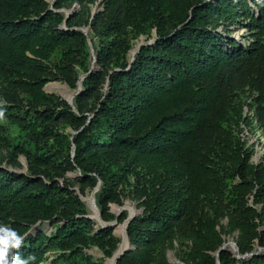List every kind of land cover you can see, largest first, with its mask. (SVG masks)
Wrapping results in <instances>:
<instances>
[{
  "label": "trees",
  "instance_id": "1",
  "mask_svg": "<svg viewBox=\"0 0 264 264\" xmlns=\"http://www.w3.org/2000/svg\"><path fill=\"white\" fill-rule=\"evenodd\" d=\"M73 1L97 0H55L53 7L47 0H0V82L8 86L0 92V133L9 163L22 154L28 166L18 172L0 161V227L23 237L9 258L84 264L82 248L91 244L110 254L112 225L94 226L72 185L84 193L100 181L97 204L111 221L108 203L130 177L145 196L143 211L127 224L130 247L116 264H170L163 246L195 221L201 200L226 192L242 215V224L231 226L240 230L238 252H251L254 239L264 246L259 223L246 226L253 218L264 223V210L247 204L248 195L264 202V158L252 163L240 135L256 126L246 104L264 129V0H102L91 38L77 28L79 13L65 20L58 10ZM235 24L253 35L250 47L230 34ZM152 29L154 40L130 57V38ZM235 72L256 90L253 102L235 98ZM52 80L72 88L80 81L72 105L45 91ZM69 170L80 175L70 180ZM45 221L53 227L48 233L36 228ZM219 227H206L203 250L186 264H216L208 251L224 241ZM49 251L56 253L45 262ZM218 257L219 264H264L263 251L236 257L220 249Z\"/></svg>",
  "mask_w": 264,
  "mask_h": 264
},
{
  "label": "rangeland",
  "instance_id": "2",
  "mask_svg": "<svg viewBox=\"0 0 264 264\" xmlns=\"http://www.w3.org/2000/svg\"><path fill=\"white\" fill-rule=\"evenodd\" d=\"M47 1L49 2L50 7H53L55 0ZM103 9L104 4L102 3V0H97L87 5H82L77 1L65 2L61 7L58 8V10L65 15L79 13L81 19L79 21V24L77 25V28L83 30L88 35V38H91L94 32V28L91 26V22L93 20H97L96 15L100 16ZM230 29V34L238 40L239 45L243 46L244 48L250 47L252 45L251 42L253 40V35L247 27H240V25L235 24L232 25ZM154 35L155 29H152L149 35L141 34L137 37L130 38L131 47L128 51V55L131 57L135 53L140 43L152 42L154 40ZM90 50L93 55L92 67H95L96 60L94 58L92 46ZM236 75L237 72L233 74V87L236 89L235 98L247 100L249 103L253 102V95L256 94V90L251 89L250 85L248 83H245L243 78L237 79ZM7 88V85H4L2 82H0V92L6 91ZM44 89L45 91L52 92L65 100H73V97L76 95L77 91L81 89V84L80 82H78L77 86L72 88L65 81L52 80L45 84ZM16 91L19 93V95H24L23 90L17 89ZM68 95L72 96L71 99L67 98ZM1 104H4L3 98L0 99V105ZM10 128L12 130V134L17 133L16 127L11 126ZM60 130L65 133L75 132L71 126H64ZM242 134H240L241 137ZM243 138L246 140V146H249L252 150L250 161L252 163H259L264 158L263 129H259L257 128V126H255L252 132L250 131V134L243 136ZM6 139L7 136H3L2 133H0L1 165H4L9 169L18 172H27V160L24 155L19 154L14 163H9L8 156L10 153V148L6 142ZM79 175V170H69L64 174V176L70 180L75 179ZM56 178H58L61 182L64 181L63 177L57 176ZM133 180L134 179L130 177L129 182L120 186L118 188L117 195L108 203L109 210L115 215V218L111 221L103 220L101 216L102 212L97 204V192L100 189V181L98 182V185L92 189L86 187L84 193H81L79 191L78 184L72 185V188L76 193L79 194L80 198L81 196L83 197L82 200L86 204L88 215L94 220V226H102L107 223L116 221L115 225L112 226L113 242L115 248L111 251L110 254H107L102 248L98 247L97 245L91 244L83 247L82 261L84 262V264H89L91 262L109 264L110 260L113 259L115 252L118 251L120 245L128 237L125 236V220L129 214L137 215L143 211V200L145 197L142 196L139 191L134 189V187L132 186ZM247 204L257 208L258 211L264 210V202H255L252 195L247 196ZM197 207L198 208L195 221L178 228L176 232L171 236V240L168 241L161 249V254L166 257L170 264H186V262L183 260L184 258H193L194 256L199 255L203 250L200 235L205 233L206 227L210 228L211 225H213L214 229L217 231L220 230L219 225L224 226V230L222 233L224 241L219 247L209 250L208 252H210L212 255H215L216 257L217 251L222 245H224L222 249H227L234 255H237L235 250L236 248H238L237 240L240 230H238V228L231 229V226L236 222L242 224V221L240 220V218H242V215L240 214V210L237 207H234L233 201L229 197L228 192H226V195L223 198L210 197L203 199L201 200L200 205H197ZM253 223H259L257 229H264V223L259 222L257 218L246 220V226H248L247 229H251V225H253ZM36 228L44 230L47 233L51 229H53V227L47 221L38 223L36 225ZM33 230H35V227H33ZM252 251L264 252V246H260L257 243V240L254 239ZM55 253L56 252L53 251L47 252L46 254L48 257L45 262L50 261Z\"/></svg>",
  "mask_w": 264,
  "mask_h": 264
},
{
  "label": "clouds",
  "instance_id": "3",
  "mask_svg": "<svg viewBox=\"0 0 264 264\" xmlns=\"http://www.w3.org/2000/svg\"><path fill=\"white\" fill-rule=\"evenodd\" d=\"M3 115V111H0V118ZM22 241L23 237L19 236L13 229L0 227V264H28L27 260L21 259L16 254L9 258L10 249L19 248Z\"/></svg>",
  "mask_w": 264,
  "mask_h": 264
},
{
  "label": "water",
  "instance_id": "4",
  "mask_svg": "<svg viewBox=\"0 0 264 264\" xmlns=\"http://www.w3.org/2000/svg\"><path fill=\"white\" fill-rule=\"evenodd\" d=\"M52 5H53V3H52ZM51 5V6H52ZM68 14L65 16V20L68 18ZM83 31V30H82ZM84 32V31H83ZM85 33V32H84ZM142 43H140L139 44V46L141 45ZM139 46L137 47V49L139 48ZM136 49V50H137ZM78 82H80V81H78ZM81 84V83H80ZM69 104H71L72 105V100H66ZM83 197L81 196V199H82ZM135 214H129L128 216H127V218H126V220H125V225H124V229H125V233H126V235H127V232H126V227H127V224L129 223V221L132 219V217L134 216ZM115 223H116V221H114V222H112V223H107L106 225H115ZM128 238V237H127ZM130 247V245H129V240H128V245L125 247V248H123L118 254H117V256H116V258H115V260H114V263L116 264V259L125 251V250H127L128 248ZM224 247V245H222L220 248H219V250L220 249H222ZM219 250L217 251V254H216V264H219V257H218V252H219ZM235 252L237 253V255H235V256H237V257H246V256H251V255H253V254H256V253H258V251H251V252H248V253H245V254H240L239 252H238V248H236V250H235Z\"/></svg>",
  "mask_w": 264,
  "mask_h": 264
},
{
  "label": "built area",
  "instance_id": "5",
  "mask_svg": "<svg viewBox=\"0 0 264 264\" xmlns=\"http://www.w3.org/2000/svg\"><path fill=\"white\" fill-rule=\"evenodd\" d=\"M244 114H249L250 116H253L254 117V122L256 123V126H257V128H261V129H263L260 125H259V123H258V121H257V118L255 117V113H254V108L253 107H250V106H248L247 104L244 106ZM245 131V132H244ZM263 131H264V129H263ZM249 131H248V129H246V128H244V130H243V134H242V136H245V135H248V134H250V132L248 133ZM252 132V131H251ZM250 160H251V158H250Z\"/></svg>",
  "mask_w": 264,
  "mask_h": 264
},
{
  "label": "bare ground",
  "instance_id": "6",
  "mask_svg": "<svg viewBox=\"0 0 264 264\" xmlns=\"http://www.w3.org/2000/svg\"><path fill=\"white\" fill-rule=\"evenodd\" d=\"M71 97H72V96H70V95L67 96L68 99H71ZM125 236L127 237L126 233H125ZM127 245H128V240H127V238H126V239L124 240V242L120 245V248L118 249V251L115 252L114 257H113L112 260H110V263H109V264H115V263H114V260H115V258H116V256H117V254H118L123 248H125Z\"/></svg>",
  "mask_w": 264,
  "mask_h": 264
}]
</instances>
